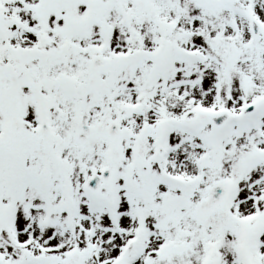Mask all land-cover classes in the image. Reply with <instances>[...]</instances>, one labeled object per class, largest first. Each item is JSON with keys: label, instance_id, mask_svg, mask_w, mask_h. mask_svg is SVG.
<instances>
[{"label": "snow or ice", "instance_id": "snow-or-ice-1", "mask_svg": "<svg viewBox=\"0 0 264 264\" xmlns=\"http://www.w3.org/2000/svg\"><path fill=\"white\" fill-rule=\"evenodd\" d=\"M0 264H264V0H0Z\"/></svg>", "mask_w": 264, "mask_h": 264}]
</instances>
